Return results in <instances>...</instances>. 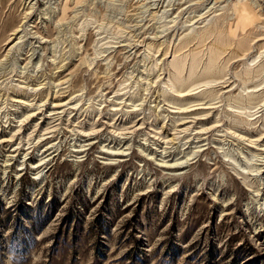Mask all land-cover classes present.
<instances>
[{
    "label": "rangeland",
    "instance_id": "374dc122",
    "mask_svg": "<svg viewBox=\"0 0 264 264\" xmlns=\"http://www.w3.org/2000/svg\"><path fill=\"white\" fill-rule=\"evenodd\" d=\"M0 264H264V0H0Z\"/></svg>",
    "mask_w": 264,
    "mask_h": 264
},
{
    "label": "bare ground",
    "instance_id": "6f19581e",
    "mask_svg": "<svg viewBox=\"0 0 264 264\" xmlns=\"http://www.w3.org/2000/svg\"><path fill=\"white\" fill-rule=\"evenodd\" d=\"M212 59V58H211ZM214 60V59H213ZM177 63V62H176ZM210 64H212L211 62H210ZM215 64V63H214ZM211 66V65H210ZM176 69L178 70V68H177V66H176ZM176 70V71H177ZM176 74H178V71H177V73ZM178 77V76H177ZM176 77V78H177ZM177 80V79H176ZM179 86V87H178ZM185 85H183L182 83L181 84H179V85H177L175 88H176V91L175 92H178V93H181L182 91L180 90V89H182L183 87H184ZM189 88V87H188ZM184 89V88H183ZM185 90V89H184ZM186 91V90H185Z\"/></svg>",
    "mask_w": 264,
    "mask_h": 264
}]
</instances>
